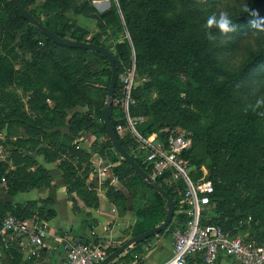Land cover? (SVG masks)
I'll use <instances>...</instances> for the list:
<instances>
[{
    "label": "trees",
    "instance_id": "obj_1",
    "mask_svg": "<svg viewBox=\"0 0 264 264\" xmlns=\"http://www.w3.org/2000/svg\"><path fill=\"white\" fill-rule=\"evenodd\" d=\"M19 1L57 35L90 41L112 51V47L103 37L101 28L86 29L80 26L77 20L66 16V12L71 8L70 0H43L42 5H36V0ZM93 1L85 0L73 10L75 15L92 14ZM178 1L117 0L112 9L101 13V18H108L113 13L118 15L120 10L124 18L123 26L136 47L138 74H141L145 64L153 59L163 60L168 69L182 73L187 86L195 89L196 95L192 94L194 102L203 105L204 100L199 98L208 99L211 113L206 121L201 123L203 113L183 107L184 100L180 99L173 81L164 82L162 88V83L154 80L153 83L146 81L141 86L137 84L134 90L136 103L131 106V115L152 118L149 124L138 127L139 132L145 137L157 133L160 139L167 140L170 130L161 131V128L186 127L192 138V146L185 156L190 159L191 166L199 167L205 164L208 167L210 179L215 187L211 195V205L205 211L206 223L221 225L225 230L231 231L234 235L240 234L246 239L263 241L264 234L256 232L261 223L256 222L264 215V139H262L264 132L261 128L264 120V102L255 98L252 89L255 82L264 79V0H247L234 14L224 19H216L204 27L199 24L204 21L200 15L204 3L199 0H180L187 6L181 7ZM219 2L221 0H212V8ZM255 30L262 33L257 47L250 46L248 57L237 68L232 69L225 65L222 55L228 51L227 48L232 47L239 39L250 37ZM35 32L45 39L46 44L35 53L32 60L23 61L21 75L25 82L33 83L30 73L37 69L35 71L39 81L50 88V93L46 94L42 88L35 87L34 112L37 114L42 112L45 116L28 121L29 128L37 130V134H40L36 136L35 142L44 140L54 144L52 148H44L42 154L45 155V160L55 161L59 158V152L67 153L71 150L72 162H78L80 166L84 158L89 160L92 157L90 153L84 149H76L75 146L65 147L61 140L62 138L75 140L82 132L94 129L98 137H106L105 147L110 151L109 157L101 159L112 164L111 172L122 184V187H116L111 183V176L105 179L102 184L104 188L108 186L106 195L112 203L121 206L123 210H126L129 199L133 201L136 219L132 229L128 230L131 237L160 225L167 215L166 198L155 191L122 157L107 133L102 109L109 101L112 70L106 56L99 51L56 43L38 27L29 23L12 0H0V87L4 88L16 81L19 52L26 48L31 52L35 51L33 40ZM72 51L77 52L74 59L69 55ZM131 54V46L127 42L117 45V53L114 56L119 74L131 64ZM23 59L25 60V57ZM102 61L108 64L107 78L98 75ZM172 79L178 86L180 79L175 80L174 77ZM156 89L158 91L154 92ZM56 92L60 93L59 98ZM120 96L118 79L114 100ZM159 97L162 104H159ZM1 98L2 96L0 100ZM47 101L56 104L51 117H48L50 107ZM154 103L158 104V110H154L157 107ZM75 105L81 106L83 110L75 111L68 122L61 121L66 118L67 109ZM117 109L113 103L111 123L122 145L148 173H151L148 163L134 154L137 153L135 150L139 145L136 138L130 132H126L125 135L118 132L117 126L125 123V118L121 111H116ZM156 111L160 115L156 116ZM13 114L15 117L10 120L4 119L0 114V125L7 122L27 123L28 119L18 109H15ZM161 115L162 117H159ZM64 127H67V132H64ZM41 128H50L48 129L50 131ZM18 156L24 160L28 159L21 154ZM76 157L80 159L76 160ZM29 162L37 163L36 159ZM72 162L62 161L60 165L61 177L67 191L76 192L88 206L97 208L98 184L91 182L92 175L98 178L97 167L92 169L86 167V171L79 173L75 171ZM5 167L6 165L0 161V180L2 181L3 177L6 179L4 191L11 199L31 188L51 187L52 175L43 165L39 164L35 171H27L24 166H18L16 170L6 174ZM192 177L195 180L202 178L203 171L196 169ZM156 181L175 199L176 210L173 220L178 217L177 228L184 227L187 216L179 210L185 184L182 181L169 183L164 176L157 177ZM229 185L236 188L244 185L251 194L237 197L234 192L228 191ZM11 199L0 200V227L8 215L26 219L35 210L44 220L56 215L55 209L50 207L53 206V202L49 197L25 203H14ZM74 207L77 208L76 205ZM212 207L215 208L214 211H210ZM172 225L173 221L167 229ZM152 237L134 244L126 250L127 252L125 251L126 256L122 255L123 252L116 259L123 256L129 258L132 251L142 252L141 245ZM117 247L111 248L109 253ZM15 249L17 247L10 242L8 252H15ZM132 259L133 255L128 261L131 262ZM13 262L15 264L14 260ZM114 262L115 260L110 264Z\"/></svg>",
    "mask_w": 264,
    "mask_h": 264
},
{
    "label": "rangeland",
    "instance_id": "obj_2",
    "mask_svg": "<svg viewBox=\"0 0 264 264\" xmlns=\"http://www.w3.org/2000/svg\"><path fill=\"white\" fill-rule=\"evenodd\" d=\"M70 1H71V8L66 12V16L69 19L77 20V23L80 26L85 27L86 29L91 28L93 30H99V28H101L103 31V37L106 39L107 44H109L112 47V51L114 54L117 53V45L119 43L127 42L131 46V52H132L131 55L133 58L136 52V47L129 32L123 26L124 18L121 11L120 10L118 11L119 13L118 15L113 13L108 18H101V13L108 9H112L115 6V4H117V0H94L93 1L94 11L92 14H96L97 15L96 17H93L92 14L79 15V16L75 15L73 10L76 9L79 5H81L85 0H70ZM189 1H193V0H189ZM199 1L204 3L203 9H201L202 12L200 13L204 21L199 22L200 26L204 27L209 23L215 21L216 19L219 18L224 19L230 16L231 14H234L237 10L240 9L241 5L245 3L247 0H221V2L217 3V5L214 8H212V4H211L212 0H199ZM178 3L181 7H187L183 1L179 0ZM42 4H43V0H36V5H42ZM261 37H262V33L260 31L255 30L253 31L250 37L239 39L235 44H232V47L230 46L229 48H227L228 51H225L223 53L222 55L223 63L227 65L229 68L232 69L237 68L248 57L250 46L252 45L253 48L257 47L258 42L261 41L260 39ZM88 38L90 39L91 36H89ZM33 40L35 42V51L31 52L26 48L19 52L20 61H17L16 63V68L18 71L17 78H15L16 81H14L11 84H8L4 88L0 87V96H2L0 100V114L2 115V117H4V119L7 120L12 119L13 117H15L13 116L14 115L13 111L15 109H18L20 112H22L25 115V118L28 119L27 123L7 122L4 125H0V161H2V163L6 165L5 174L8 173L9 171L16 170L18 166L20 167L24 166V168L27 171L29 170L33 171L34 169L35 170L37 169L39 164L43 165L47 170L50 171L52 175L50 181L54 182L55 181V178H53L54 174L60 173L62 175V170L60 169V165L62 161L72 162V157H71L72 152L71 150H68L67 153L61 151L59 152V158H57L55 161L47 162L45 160V155L42 154V152L46 147L47 148L54 147L53 146L54 144L44 140L35 142L36 136H39L40 134H37V130L31 129L28 126L29 123L28 121H34L37 117L45 116L42 112L39 114L34 112L33 94L35 87L42 88V90L46 94L50 93V88L48 89L44 83L39 81V77L37 76L36 73L37 69H35L36 71L33 70L30 73V76H32L34 81L33 83L25 82L26 80L21 75V69L24 67L23 61L32 60L35 53L40 51L46 44L45 39L37 32L34 33ZM228 41L231 42L232 40L228 39ZM69 55L71 56V59H74L77 56V52L72 51L69 53ZM23 57H25V60L23 59ZM107 69H108L107 62L102 61L100 65V70L98 71V75L107 78L108 76ZM172 77H174L175 80L180 79L178 86L177 83L174 82ZM154 80L160 81L162 83V88L164 86V82L173 81L174 86L178 90L180 99L184 100L183 107L189 108L197 113L199 112L203 113L201 114L202 117L200 118V122L204 123L206 121L207 117L211 113V108L209 107L210 106L209 101L206 97H200L199 98L200 100H204L203 105L194 102L192 98V94L195 93L196 95V91L194 88L192 87L190 88L187 86V82L182 78V73H179L175 69L172 70L168 69L166 63L163 60L160 61V59H153V61H151L150 63L145 64L144 70L141 71V74L140 73L138 74L137 83L139 86H141L144 83H146V81H148L149 83H153ZM254 84L255 86L253 87L252 92L255 98L261 102H264V79L258 80ZM157 91L158 89H156L154 92ZM56 96L59 98L60 93L56 92ZM154 96H156V93L154 94ZM158 100H159V104H162V102L160 101V97L158 98ZM157 103L156 104L154 103V105L157 106L154 108V110H158ZM47 105L50 107L48 111V117H51L53 114L52 109L56 107V104L52 102H48ZM78 110L81 111L83 110V108L79 105H75L73 107L68 108L66 111V118L61 121L68 122L72 114ZM116 111L119 112L121 110H119L118 108ZM155 115L158 116L160 115V113L156 111ZM159 117H162V115ZM151 121H152L151 117H142V119L138 121L136 125L137 129L140 125L149 124ZM261 124H262L261 126L262 131L264 132V120H262ZM48 129L50 128H45L42 130L50 131ZM173 129H177V131L185 132L189 134L188 129L186 127L184 128V126H178V127L168 126L161 128V131H169ZM64 132H67V127H64ZM125 133L126 132L123 131L122 135H125ZM61 141L62 143H65V147H67L68 145L70 147L75 146L76 149L80 148L86 150L92 156L91 158H89V160L88 158H84L82 160V162L80 163L81 164L80 166L82 168H79L80 166L78 162L75 161L72 162L75 167V171H78L79 173H83L84 170L86 171V167L88 169H92L95 166L97 167L98 166L97 161L99 159L101 158L106 159L107 157L110 156L109 149L105 147L106 137L105 136L101 138L98 137L95 134L94 129H91L88 132H82L80 136L77 137V139L75 140L70 138L67 139L62 138ZM19 154H21V156H25L28 159L27 160L21 159V157L18 156ZM134 154L136 157L145 161V157H146L145 149H140L139 153H134ZM31 159H36L37 163L36 164L30 163L29 160ZM77 159L80 158L76 157V160ZM196 169L202 170L203 177L210 179V172L205 164H202L199 167L193 165L191 167V174L194 173ZM91 182L97 185L98 178L92 175ZM55 183H56L55 185H57L58 183L60 185H64V181L62 178L58 179L57 182ZM5 184H6V179L3 177L2 181L0 180L1 201H6V199L8 200L11 199L8 196V194L4 191V187H6ZM51 186L53 185L51 184ZM115 186L122 187V184L119 182ZM107 189L108 186L104 188L105 191H107ZM228 191L234 192L237 197H245L251 194L250 190L244 185H241L238 188L229 185ZM49 198L52 200V195ZM42 199L44 198H41V200ZM50 207L52 206L50 205ZM212 210L214 211L215 208L212 207L210 211ZM7 214H11V213H7ZM34 216H38L39 218H41L37 210L33 211L29 218H33ZM208 217L212 220L210 215H208ZM256 223L257 224L261 223V227L256 231L257 234L260 235L264 234V215L261 217V220L257 221ZM174 228L175 229L177 228V223L174 224Z\"/></svg>",
    "mask_w": 264,
    "mask_h": 264
},
{
    "label": "built area",
    "instance_id": "obj_3",
    "mask_svg": "<svg viewBox=\"0 0 264 264\" xmlns=\"http://www.w3.org/2000/svg\"><path fill=\"white\" fill-rule=\"evenodd\" d=\"M121 96L114 100L115 106L121 110L125 123H120L117 130L130 132L137 140L135 150H146L145 162L151 168V176L165 177L169 183L182 181L185 184L179 212L187 216L184 227L174 231L173 255L161 264H187L190 257L201 255L206 264H221L223 259L230 258L237 264H264V240L246 239L240 234L234 235L221 225L206 223L205 211L211 205V195L215 191L213 182L207 178L195 180L191 174V162L185 154L192 146L190 134L170 130L167 140L160 139L156 133L143 136L137 129L142 117L131 115V106L136 103L134 90L138 82L136 55L131 64L118 76ZM98 180L102 184L111 176V183L117 184L119 179L112 174V164L102 159L97 161ZM26 237L30 243L29 256L39 255L46 246L49 236L47 220L34 216L21 218L8 215L0 227V240L9 235ZM95 234V232H93ZM78 243L68 242V250L64 264H100L109 255L110 243L87 239ZM9 244V243H8Z\"/></svg>",
    "mask_w": 264,
    "mask_h": 264
},
{
    "label": "crops",
    "instance_id": "obj_4",
    "mask_svg": "<svg viewBox=\"0 0 264 264\" xmlns=\"http://www.w3.org/2000/svg\"><path fill=\"white\" fill-rule=\"evenodd\" d=\"M83 18V16H82ZM91 29V28H87ZM98 168L101 165L98 164ZM51 187L31 188L26 192L15 195L14 203H25L28 200H39L52 195V208L56 215L47 220L49 224V236L46 246L37 256H29L30 243L26 237L9 235L5 240H0V264H64L68 250L65 244L68 242L78 243L86 239H96L110 243L109 249L117 247L131 237L128 230L132 229L136 216L132 200L127 202L126 210L110 201L104 190V185L98 182L99 206L90 207L80 198L76 192H68L65 185L59 183L62 178L60 173L53 175ZM119 183V182H118ZM117 183V184H118ZM115 184V185H117ZM76 205L77 208L74 207ZM161 234H157L143 245L142 252L132 251L131 262L125 257L115 259L113 264H161L173 255L174 247V224ZM95 232V234H93ZM14 244L15 252H8V243ZM132 247V246H131ZM187 264H206L201 255L190 257ZM221 264H237L230 258L223 259Z\"/></svg>",
    "mask_w": 264,
    "mask_h": 264
},
{
    "label": "water",
    "instance_id": "obj_5",
    "mask_svg": "<svg viewBox=\"0 0 264 264\" xmlns=\"http://www.w3.org/2000/svg\"><path fill=\"white\" fill-rule=\"evenodd\" d=\"M12 2L15 4V6L21 12L24 18L29 21V23L38 27L44 35L51 38L56 43L63 45V46H68V47L99 51L104 56L107 57V59L109 60L111 64V70H112L111 82H110V87H109V92H108L109 101L105 104V106L102 109V116H103V120L107 128V133L110 139L112 140L115 148L119 151L122 157L135 169V171L142 178H144L150 184V186L155 191H158L161 194H163L167 200V215L163 223L145 231L144 233H141L139 235L129 238L124 243L119 245L113 252L109 253V255L100 263V264H110L112 261L118 258V256H120L123 252H125L128 248H130L134 244L143 242L144 240L152 236H155L162 231H165L167 227L173 221L174 213L176 210V201L169 194V192L162 185H160L156 181V179L152 177L151 174L148 173L134 159V157L126 150V148L122 145L111 123V106L114 103V95H115V91H116V87L118 83V76H119L117 61L112 51L103 45H98L90 41H79V40H74V39H70L66 37H61L57 35L54 31H52L50 28H48L46 25H44V23H42L40 20H38L19 0H12ZM92 16L96 17L97 15L92 14Z\"/></svg>",
    "mask_w": 264,
    "mask_h": 264
}]
</instances>
